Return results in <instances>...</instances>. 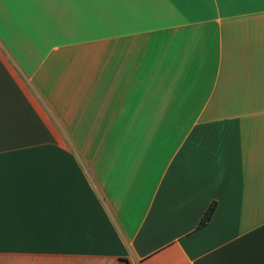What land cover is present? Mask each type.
Here are the masks:
<instances>
[{"label":"crops","instance_id":"0c3cea01","mask_svg":"<svg viewBox=\"0 0 264 264\" xmlns=\"http://www.w3.org/2000/svg\"><path fill=\"white\" fill-rule=\"evenodd\" d=\"M0 264H264V0H0Z\"/></svg>","mask_w":264,"mask_h":264},{"label":"snow or ice","instance_id":"6c2138e0","mask_svg":"<svg viewBox=\"0 0 264 264\" xmlns=\"http://www.w3.org/2000/svg\"><path fill=\"white\" fill-rule=\"evenodd\" d=\"M188 3L196 7H211L214 2H218L223 7L225 4H236L242 0H187Z\"/></svg>","mask_w":264,"mask_h":264},{"label":"trees","instance_id":"16d2710c","mask_svg":"<svg viewBox=\"0 0 264 264\" xmlns=\"http://www.w3.org/2000/svg\"><path fill=\"white\" fill-rule=\"evenodd\" d=\"M213 211H214V205H211V206L206 210V212L204 213V215H203V217H202V219H201V221H200V225H203V224H205V223H207V222L209 221V219H210V217H211Z\"/></svg>","mask_w":264,"mask_h":264}]
</instances>
